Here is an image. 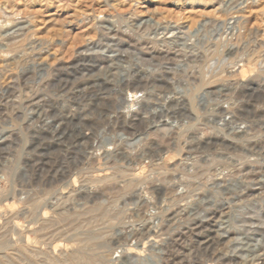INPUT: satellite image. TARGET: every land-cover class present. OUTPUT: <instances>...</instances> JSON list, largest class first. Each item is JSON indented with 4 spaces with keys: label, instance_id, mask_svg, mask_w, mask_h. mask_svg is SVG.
<instances>
[{
    "label": "rangeland",
    "instance_id": "obj_1",
    "mask_svg": "<svg viewBox=\"0 0 264 264\" xmlns=\"http://www.w3.org/2000/svg\"><path fill=\"white\" fill-rule=\"evenodd\" d=\"M0 9V264H264V0Z\"/></svg>",
    "mask_w": 264,
    "mask_h": 264
},
{
    "label": "bare ground",
    "instance_id": "obj_2",
    "mask_svg": "<svg viewBox=\"0 0 264 264\" xmlns=\"http://www.w3.org/2000/svg\"><path fill=\"white\" fill-rule=\"evenodd\" d=\"M10 2V1H9ZM7 4V3H6ZM10 7V6H9ZM1 10V9H0ZM112 11V10H111ZM2 12V11H1ZM1 14V13H0ZM97 16V15H96ZM98 17V16H97ZM100 17V16H99ZM98 17V18H99ZM4 19V18H3ZM2 19V20H3ZM7 19V18H6ZM6 19H5V22H4V20H3V22L7 25V23L9 22H6ZM17 21V20H16ZM2 23V22H1ZM3 23V24H4ZM90 23H92V22H90ZM143 23V22H142ZM17 24V23H16ZM22 25L23 24H21V25H19L20 27H22ZM139 25H141V24H139ZM138 25V27L140 28V27H144L145 25L144 24H142L141 26H139ZM7 27V26H6ZM18 27V26H17ZM96 27V26H95ZM95 27H93V28H95ZM137 27V28H138ZM97 28H98V31L99 32H101V33H108V32H112V31H114V29H115V25H114V22L110 19H104V18H102V15H101V19H99L98 20V23H97ZM147 28V27H146ZM1 29H2V27H1ZM136 30H138V29H136ZM16 31V30H15ZM141 31V30H140ZM96 32V31H95ZM5 33V32H4ZM3 34V33H2ZM2 36V35H1ZM2 40V39H1ZM82 55V54H81ZM89 57V56H88ZM82 58V57H81ZM134 96V95H133ZM86 124V123H85ZM117 124L118 125H120L121 127H125L126 125H125V121H124V119H120V120H118V122H117ZM89 125V124H88ZM86 126H87V124H86ZM110 180V179H109ZM107 182V181H106ZM110 182V181H109ZM112 182V181H111ZM131 184V183H130ZM109 185V184H108ZM128 187H131L130 185L128 186ZM128 187H126V188H128ZM130 189V188H129ZM94 196H95V194H94ZM109 208H110V206H109ZM109 208L107 207V208H105V209H107V210H105V211H107V212H109ZM111 208H113V207H111ZM90 209V208H89ZM92 209H94V208H92ZM88 210V209H87ZM96 210H97V208H96ZM91 211H93V210H91ZM111 211L112 210H110V213H111ZM106 212V213H107ZM57 213V212H56ZM66 212H64V214H65ZM93 213H95V212H93ZM61 214V213H60ZM91 214V213H90ZM96 214V213H95ZM103 214V213H102ZM32 215H34V214H32ZM54 215V214H53ZM58 215H59V213H58ZM66 215H68V213H66ZM79 215H81V214H79ZM93 215V214H92ZM103 215H105V214H103ZM109 215V214H108ZM56 216V215H55ZM60 216V215H59ZM61 216H62V214H61ZM69 216V215H68ZM72 216V215H71ZM75 216V215H74ZM78 216V215H77ZM107 216V215H106ZM105 216V217H106ZM52 217H54V216H52ZM70 217V216H69ZM68 217V218H69ZM97 217H98V215H97ZM55 218V217H54ZM58 218V217H57ZM61 218V217H60ZM89 218H91V217H89ZM112 218V217H111ZM110 218V219H111ZM34 219V218H33ZM51 219V218H50ZM62 219V218H61ZM64 219H66V218H64ZM63 219V220H64ZM107 219H109V217L107 218ZM52 220V219H51ZM59 220V219H58ZM62 220V221H63ZM73 220V219H72ZM55 221H56V219H55ZM61 221V222H62ZM77 221V220H76ZM91 221V220H90ZM102 221H104V220H102ZM48 222H50L49 220L47 221V223H45V222H43L44 223V225L41 227V232L43 233V234H49V232H51L52 230V232H54V229L53 228H57V223L55 224V222H54V224H53V222H50V223H48ZM80 222V221H79ZM81 222H83V221H81ZM85 222V221H84ZM101 222V221H100ZM58 223H59V221H58ZM64 223V222H63ZM88 223V222H87ZM94 224V223H93ZM53 225L54 226H56V227H53ZM61 225V224H60ZM72 225V224H71ZM81 226V225H80ZM40 227V226H39ZM74 227V226H73ZM85 227H86V224H85ZM80 228V227H79ZM82 228V227H81ZM88 228V227H87ZM40 229V228H39ZM59 229V228H58ZM57 229V230H58ZM69 229V228H68ZM56 230V231H57ZM75 230V229H74ZM84 230V229H83ZM73 231V230H72ZM33 232H34V230H33ZM35 232H37L36 230H35ZM62 232V231H61ZM74 232V231H73ZM97 232V231H96ZM38 233V232H37ZM55 233V232H54ZM69 233H70V231H69ZM81 233V232H80ZM79 233V234H80ZM89 233V232H88ZM35 234V233H34ZM59 234V233H58ZM57 234V235H58ZM72 234V233H71ZM90 234V233H89ZM3 235V234H2ZM76 235V234H75ZM82 235V234H81ZM41 236V235H40ZM83 236V235H82ZM102 236V235H101ZM46 237V236H45ZM51 237V236H50ZM73 237V236H72ZM96 237V236H95ZM100 237V236H99ZM38 238H40V237H38ZM87 238V237H86ZM86 238H79V237H77V238H75V240H76V242L79 244V245H84V244H88V243H90L89 242V240H87ZM98 238V237H97ZM42 239V238H41ZM40 239V240H41ZM94 239V238H93ZM97 240V239H96ZM95 240V241H96ZM4 241H6V240H4ZM91 241V240H90ZM1 242V241H0ZM8 242V241H7ZM45 242V241H44ZM5 243V242H4ZM43 243V242H42ZM71 243H73V242H71ZM74 244H76L75 242H74ZM97 244V243H96ZM5 245V244H4ZM47 245V244H46ZM95 245V244H94ZM93 246V245H92ZM16 247V246H15ZM21 247H23V246H21ZM20 247V248H21ZM25 247V246H24ZM89 247V246H88ZM8 248H9V245H8ZM91 248V247H90ZM90 248H88V249H90ZM93 248V247H92ZM97 248V247H96ZM6 249H7V247H6ZM11 249V248H10ZM85 249V248H84ZM94 249V248H93ZM8 250V249H7ZM22 250V249H21ZM39 250V249H38ZM37 250V251H38ZM51 250V249H50ZM4 251V250H3ZM2 251V252H3ZM6 251V250H5ZM4 251V252H5ZM9 251V253H10V250H8ZM14 251V250H13ZM15 251H16V249H15ZM23 251V250H22ZM39 251H41V250H39ZM91 251H92V249H91ZM94 251V250H93ZM42 252V251H41ZM40 252V253H41ZM24 253V252H23ZM25 253H27V252H25ZM39 253V254H40ZM43 253V252H42ZM75 253V250H74V252H73V254ZM29 254H31V252L29 253ZM38 254V253H37ZM76 254V253H75ZM79 254H80V252H79ZM15 255V254H14ZM27 255V254H26ZM31 255H33V254H31ZM0 256H1V254H0ZM2 256H4V255H2ZM40 256H42V254L40 255ZM88 256V255H87ZM86 256V257H87ZM91 256V255H90ZM14 257V256H13ZM33 257H34V255H33ZM61 257V256H60ZM78 256L76 255V258H77ZM3 258V257H2ZM7 258V257H6ZM6 258H4V259H6ZM36 258V257H35ZM40 258V257H39ZM63 258V257H62ZM79 258V257H78ZM99 259V258H98ZM62 260H64V259H62ZM84 260V259H83ZM86 260H87V258H86ZM96 260V259H95ZM5 261V260H4ZM7 261H8V258H7ZM13 261V260H12ZM46 261V260H45ZM65 261V260H64ZM63 261V262H64ZM100 261V259L98 260V262ZM37 262V261H36ZM47 262V261H46ZM68 262V261H67ZM74 262V261H73ZM86 262V261H85ZM93 262V261H92ZM96 262V261H95ZM6 263V262H5ZM69 263V262H68ZM75 263V262H74ZM87 263H88V261H87ZM8 264V263H7ZM11 264V263H10ZM14 264V263H13ZM78 264V263H77ZM90 264V263H89ZM95 264V263H94Z\"/></svg>",
    "mask_w": 264,
    "mask_h": 264
}]
</instances>
